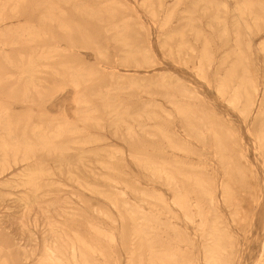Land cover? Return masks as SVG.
<instances>
[{
	"label": "rangeland",
	"instance_id": "374dc122",
	"mask_svg": "<svg viewBox=\"0 0 264 264\" xmlns=\"http://www.w3.org/2000/svg\"><path fill=\"white\" fill-rule=\"evenodd\" d=\"M263 45L264 0H0V264H264Z\"/></svg>",
	"mask_w": 264,
	"mask_h": 264
},
{
	"label": "bare ground",
	"instance_id": "6f19581e",
	"mask_svg": "<svg viewBox=\"0 0 264 264\" xmlns=\"http://www.w3.org/2000/svg\"><path fill=\"white\" fill-rule=\"evenodd\" d=\"M24 1V0H23ZM53 2V1H52ZM18 3V2H17ZM225 6V5H224ZM38 34V33H37ZM241 45V44H240ZM205 46V45H204ZM190 49H193V48H190ZM263 49H264V45H263ZM241 54V53H240ZM32 63V62H31ZM34 67V66H33ZM32 67H30V69H31ZM76 71V70H75ZM24 73V72H23ZM78 73V72H77ZM79 73H80V70H79ZM204 73V72H203ZM148 75V74H147ZM122 77V76H121ZM76 84V83H75ZM78 84H80V83H77L76 84V86L78 85ZM255 85V84H254ZM78 87V86H77ZM79 89V88H78ZM178 92L181 94V95H183V96H187V97H190L191 96V93H193V91H191L187 86H185V85H183V84H180L179 85V88H178ZM193 96V95H192ZM187 99V98H186ZM253 105H255V102L253 103ZM252 105V106H253ZM190 109V108H189ZM200 112V111H199ZM42 126V125H41ZM173 133L174 134H176V135H180L178 132H176V131H173ZM56 135V134H55ZM214 135V134H213ZM42 143L43 144H45V145H48L51 141L50 140H48V139H46L45 138V136H42ZM5 144H8V142H4ZM20 143H22L21 141L20 142H16V143H14V144H16V145H19ZM51 145V144H50ZM29 149V148H28ZM14 150V149H13ZM29 151V150H28ZM117 172V171H116ZM165 174V176L167 177V180H168V183H171V184H173V185H175V187L177 186V182L175 181V178H174V176H171V174L170 173H168V172H165L164 173ZM181 176V175H180ZM177 183V184H176ZM36 184V183H35ZM172 185V186H173ZM56 186V185H55ZM180 190H177V192H179ZM162 193V192H161ZM49 194V193H48ZM183 198H185V197H183ZM187 198V197H186ZM204 199V198H203ZM182 201V200H181ZM209 201H210V205H213V204H215V202H216V197L214 196V195H211V197H210V199H209ZM158 202V201H157ZM124 203H126V201H124ZM179 203V202H178ZM182 206V205H181ZM188 206V205H187ZM191 206V205H190ZM189 206V207H190ZM130 210V212H131V217H132V219L135 221V222H137V223H139V219H141V218H143L144 217V214H143V212L138 208V207H135V208H131V209H129ZM190 212V211H189ZM194 213V212H193ZM143 214V215H142ZM185 215V214H184ZM150 220V219H149ZM152 220V219H151ZM147 221V220H146ZM145 221V222H146ZM204 221H205V219H204ZM204 221H203V223H204ZM148 222V221H147ZM152 222H153V220H152ZM205 223H206V221H205ZM150 225H153V224H150ZM202 225H204V224H202ZM153 227H154V229H155V225H153ZM97 228V227H96ZM151 228H152V226H151ZM205 228V227H204ZM150 229V228H149ZM200 229V228H199ZM217 229V228H216ZM201 230V229H200ZM159 231V230H158ZM172 231V230H171ZM202 231H203V229H202ZM95 232V231H94ZM204 232V231H203ZM217 232V231H216ZM141 233V232H140ZM150 233H152V232H150ZM154 233H155V231H154ZM154 233H152L153 235H150V234H147L148 235V240H149V248H150V251H151V255H153V254H155V252L157 251V241H156V238H155V234ZM158 234V233H157ZM212 235H213V231H212ZM211 237V236H210ZM143 240V239H142ZM62 241V240H61ZM221 241V240H220ZM207 242V241H206ZM185 243V242H184ZM50 244V243H49ZM70 246V245H69ZM68 246V247H69ZM73 247V246H72ZM47 248H48V246H47ZM52 248V247H51ZM51 248H48V249H51ZM54 248V247H53ZM74 248V247H73ZM73 248H71V250L73 249ZM90 248V247H89ZM204 256H205V260H206V262H207V264H224V263H222V261H221V257H220V250L222 249V246L220 245V243L219 242H216V243H213V240H211V241H209L208 243H206L205 245H204ZM53 251V250H52ZM48 252H50V251H48ZM174 252V251H173ZM51 253V252H50ZM166 253V252H165ZM177 253V252H176ZM184 253V252H183ZM54 254V253H53ZM161 254V253H160ZM54 255H56V254H54ZM165 255V254H164ZM50 259H51V264H53V263H56V264H64V262H63V260H59L58 258L56 259H54L53 257H51L50 256ZM161 259H162V257H161ZM184 259V258H183ZM171 261H173V258H171L170 259ZM185 260V259H184ZM48 261H49V259H48ZM73 261V260H72ZM162 261V260H161ZM170 261V262H171ZM155 264H156V262L155 261H153ZM169 262V261H168ZM187 262V261H186ZM190 262V261H189ZM49 263H50V261H49ZM172 263V262H171ZM175 263V262H174ZM188 263V262H187ZM191 263V262H190ZM197 264H200V262L199 263H197Z\"/></svg>",
	"mask_w": 264,
	"mask_h": 264
}]
</instances>
